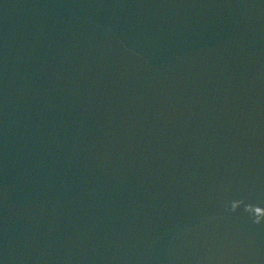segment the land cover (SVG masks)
Wrapping results in <instances>:
<instances>
[{
    "label": "water",
    "instance_id": "1",
    "mask_svg": "<svg viewBox=\"0 0 264 264\" xmlns=\"http://www.w3.org/2000/svg\"><path fill=\"white\" fill-rule=\"evenodd\" d=\"M233 200L264 208V0H0V264H264Z\"/></svg>",
    "mask_w": 264,
    "mask_h": 264
},
{
    "label": "clouds",
    "instance_id": "2",
    "mask_svg": "<svg viewBox=\"0 0 264 264\" xmlns=\"http://www.w3.org/2000/svg\"><path fill=\"white\" fill-rule=\"evenodd\" d=\"M252 218L253 223L257 225H264V208L252 204H246L243 200L231 201L230 207L226 210L230 213L238 212L241 208Z\"/></svg>",
    "mask_w": 264,
    "mask_h": 264
}]
</instances>
